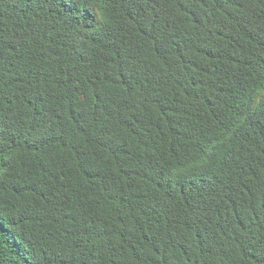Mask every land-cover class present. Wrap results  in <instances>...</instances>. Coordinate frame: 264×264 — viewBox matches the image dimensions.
<instances>
[{
    "label": "trees",
    "instance_id": "obj_1",
    "mask_svg": "<svg viewBox=\"0 0 264 264\" xmlns=\"http://www.w3.org/2000/svg\"><path fill=\"white\" fill-rule=\"evenodd\" d=\"M0 264H264V0H0Z\"/></svg>",
    "mask_w": 264,
    "mask_h": 264
}]
</instances>
